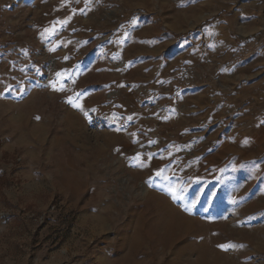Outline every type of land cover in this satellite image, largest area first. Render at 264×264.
Instances as JSON below:
<instances>
[{"label":"rangeland","instance_id":"rangeland-1","mask_svg":"<svg viewBox=\"0 0 264 264\" xmlns=\"http://www.w3.org/2000/svg\"><path fill=\"white\" fill-rule=\"evenodd\" d=\"M0 264H264V0H0Z\"/></svg>","mask_w":264,"mask_h":264},{"label":"snow or ice","instance_id":"snow-or-ice-1","mask_svg":"<svg viewBox=\"0 0 264 264\" xmlns=\"http://www.w3.org/2000/svg\"><path fill=\"white\" fill-rule=\"evenodd\" d=\"M70 103H73L75 107H80V105L76 104L74 101H69Z\"/></svg>","mask_w":264,"mask_h":264}]
</instances>
